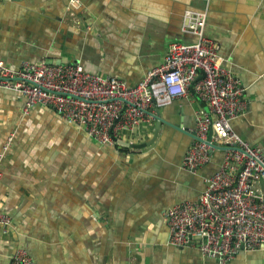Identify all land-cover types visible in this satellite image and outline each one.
Returning <instances> with one entry per match:
<instances>
[{
  "label": "crops",
  "instance_id": "obj_1",
  "mask_svg": "<svg viewBox=\"0 0 264 264\" xmlns=\"http://www.w3.org/2000/svg\"><path fill=\"white\" fill-rule=\"evenodd\" d=\"M188 11H207L206 36L246 88L234 130L264 153V0H0V61L14 71L24 61L71 63L135 86L171 44L196 42L183 31ZM203 108L190 90L160 108L151 146L128 149L99 145L48 107L25 114L0 89V211L13 221L0 227V264L18 248L33 264H264V251L222 263L195 241L169 243L166 211L196 201L223 161L217 150L197 172L183 168ZM155 132L156 121L132 142ZM257 188L264 196V182Z\"/></svg>",
  "mask_w": 264,
  "mask_h": 264
},
{
  "label": "built area",
  "instance_id": "obj_2",
  "mask_svg": "<svg viewBox=\"0 0 264 264\" xmlns=\"http://www.w3.org/2000/svg\"><path fill=\"white\" fill-rule=\"evenodd\" d=\"M207 19V11H188L183 31L192 33L196 42L171 44L163 63L135 86L71 63L24 61L14 71L0 61V89L22 99L25 114L38 106L48 107L99 145L110 147H120L117 141L133 143L142 127L156 121L153 110L185 98L192 90L205 108L196 113L197 140L183 168L197 172L211 162L218 148H224V157L196 201L166 211L169 243L184 247L195 241L204 257L227 263L243 251H264V196L257 188L264 182V153L234 130V121L244 111L246 88L223 65L218 44L206 36ZM12 223L11 216L0 211V227L7 229ZM11 264H33V260L18 248Z\"/></svg>",
  "mask_w": 264,
  "mask_h": 264
},
{
  "label": "water",
  "instance_id": "obj_3",
  "mask_svg": "<svg viewBox=\"0 0 264 264\" xmlns=\"http://www.w3.org/2000/svg\"><path fill=\"white\" fill-rule=\"evenodd\" d=\"M54 65H59V64H54ZM202 78V76H200L197 80L199 81L200 79ZM156 132H155V135H154V138L151 139L150 141L148 142H145V143H129V142H124V141H117V144L120 146V147H125V148H128V149H144V148H147L149 146H151L155 140H156V136L158 134V131L160 129V125L161 123H163V120L161 118V112H160V109H157L156 110ZM187 132L192 136L193 139L197 140L196 138V135L195 133H191L189 130H187ZM211 136H212V132L210 133V138L211 139ZM208 144H211L210 141H207ZM212 145V144H211ZM215 146V145H213ZM224 148H218L217 150H222L223 151Z\"/></svg>",
  "mask_w": 264,
  "mask_h": 264
}]
</instances>
